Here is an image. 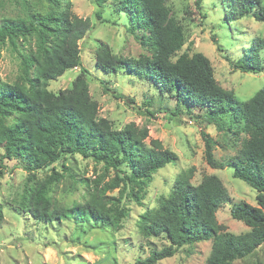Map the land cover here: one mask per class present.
Wrapping results in <instances>:
<instances>
[{
  "label": "trees",
  "instance_id": "16d2710c",
  "mask_svg": "<svg viewBox=\"0 0 264 264\" xmlns=\"http://www.w3.org/2000/svg\"><path fill=\"white\" fill-rule=\"evenodd\" d=\"M49 1L52 6L43 13L34 12L26 20L7 19L0 25V40L15 48L18 38L35 37L31 49L21 54L18 78L12 82L0 80V167L5 160H15L27 171L16 208L37 221L54 224L59 220H76L103 230L117 229L129 214L123 200L129 198L141 205L152 176L174 163L177 155L163 148L157 139L147 143L146 127L129 122L115 129L107 118L100 117L98 104L90 96L88 81L82 73L85 69H81L70 87L58 92L47 88L49 81L81 65L78 42L91 28L89 19L72 13L68 2ZM106 1L94 0L99 8L96 16L101 21ZM116 1L128 13V31L147 53L126 58L113 53L107 43L99 42L94 51L95 65L105 73H116L120 68L148 81L160 95L168 93L175 97V111L180 106L191 114V108L199 107L205 110V123L217 128L226 122L235 125L233 131L242 134L236 153L224 162L217 160L212 152L213 141L202 133L204 157L213 168L233 166V177L256 191L255 205L231 204V217L249 228L233 234L216 218L218 209L231 200L221 179L214 174L204 175L194 185L192 170L181 171L169 193L160 196L157 205L143 211L137 220L141 236H161L168 245L152 250L134 264H155L174 255L179 248L200 241L211 242L204 264H231L244 258L264 243V84L247 100H238L233 90L215 80L213 67L203 53H178L185 33L171 15L166 0ZM246 1L239 12L228 3L234 18L257 11L258 15L253 16L264 19L263 1ZM212 41L223 51L217 39L212 37ZM262 51L264 38L253 37L242 56L235 60L225 57L233 68L257 74L264 71ZM103 88L112 90L107 84ZM147 112L154 115L155 110ZM76 154L102 164L104 172L112 170L114 175L103 183L98 179L103 174L93 180L82 202L56 204L51 187L63 175L53 164ZM61 167L68 170L64 164ZM47 168L50 172L38 179L35 172ZM114 188H118L117 195L107 194Z\"/></svg>",
  "mask_w": 264,
  "mask_h": 264
},
{
  "label": "rangeland",
  "instance_id": "374dc122",
  "mask_svg": "<svg viewBox=\"0 0 264 264\" xmlns=\"http://www.w3.org/2000/svg\"><path fill=\"white\" fill-rule=\"evenodd\" d=\"M236 1L238 3L234 0H166V5L185 33V42L178 53H203L213 67L215 80L222 87L233 90L238 100L244 101L262 87L264 71L257 74L241 72L232 67L225 55L235 60L246 51L253 37L264 38V19L253 16L258 15L257 11L240 19L234 18L228 3H232L239 12L242 3L247 2ZM61 2H68L75 15L89 19L91 28L78 42L81 65L49 81L47 88L53 92L66 89L81 69H85L86 72L82 73L88 81L90 96L98 104L100 117L107 118L115 129L129 122L137 127H146V142L159 140L163 148L177 155V160L152 176L144 190L141 205L125 198L123 205L129 210L128 217L119 228L108 227L107 230L80 224L76 220L46 224L17 209L16 200L21 195L27 171L15 160H5L0 167V264H134L136 259H143L152 250L168 245L161 236H141L137 220L143 211L155 207L158 198L169 193L175 177L189 168L194 185L204 175L214 174L221 179L231 200L218 209L217 221L233 234L247 231L248 226L231 217L230 207L232 203L240 202L255 205L256 191L243 180L233 177V166L213 168L204 157L202 133L213 141L212 152L217 160L224 162L236 153L242 134L233 131L235 125L226 122L222 128H217L207 124L202 119L205 110L199 107L191 108V114L180 106L179 111H175V97L168 93L160 95L148 81L120 68L116 73H105L95 65L94 51L99 42L107 43L113 53L126 58H136L146 52L128 31L130 19L118 1L104 3L101 10L103 21L96 16L99 8L94 0ZM51 6L49 0H0V25L7 19L26 20L32 13H43ZM212 37L217 39L223 51L217 49ZM34 41L33 35L18 38L15 48L0 40V80L12 82L18 78L21 54L28 52ZM105 84L112 90H105ZM147 109L155 110L154 115H150ZM62 164L68 167L67 171L61 167ZM53 166L62 172L63 178L52 185L50 194L56 204L62 205L82 202L89 186L99 175L103 174L98 178L102 183L114 175L112 170L104 172L102 164L78 154ZM49 172L47 168L35 173L40 179ZM117 191L118 188H114L107 194L117 195ZM210 246V241L183 246L174 255L155 264H204ZM231 264H264V243Z\"/></svg>",
  "mask_w": 264,
  "mask_h": 264
}]
</instances>
